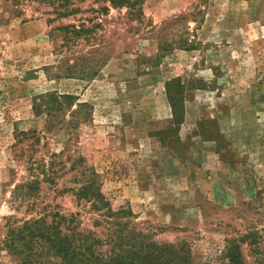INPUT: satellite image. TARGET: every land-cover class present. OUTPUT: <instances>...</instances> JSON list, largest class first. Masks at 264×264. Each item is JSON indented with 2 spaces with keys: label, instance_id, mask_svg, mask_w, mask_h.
<instances>
[{
  "label": "rangeland",
  "instance_id": "rangeland-1",
  "mask_svg": "<svg viewBox=\"0 0 264 264\" xmlns=\"http://www.w3.org/2000/svg\"><path fill=\"white\" fill-rule=\"evenodd\" d=\"M75 6L0 0V264H37L2 247L8 224L77 214L103 236L74 195L88 170L152 240L224 264L235 239L264 264V0ZM30 162L39 189L22 200Z\"/></svg>",
  "mask_w": 264,
  "mask_h": 264
},
{
  "label": "trees",
  "instance_id": "trees-1",
  "mask_svg": "<svg viewBox=\"0 0 264 264\" xmlns=\"http://www.w3.org/2000/svg\"><path fill=\"white\" fill-rule=\"evenodd\" d=\"M20 1L14 0L16 3ZM32 1L52 6L51 11L55 16L66 17L79 11L75 5L84 0ZM137 1L105 0L111 6L124 5L129 8H133ZM167 97L172 102L169 94ZM51 98L56 99L52 93L43 94L38 103L34 102V113L38 115L51 110ZM21 134L26 136L25 131H19L16 136ZM30 163L31 180L15 187L17 196L22 200L39 189V181L34 173L36 168L32 167L33 162ZM87 175L84 184L74 195L78 201L84 200L89 208L99 211L98 216L104 217L106 231L103 236L88 228H78L77 214L54 212L50 220L43 215L26 220L21 225L8 224L1 240L2 247L9 253L22 256V259L32 258L37 264H199L187 240L172 243L152 240L144 229L131 221V212L110 207L100 191L94 170H88ZM125 217L127 219L122 220ZM237 241L226 240L227 244L220 251L224 264H244Z\"/></svg>",
  "mask_w": 264,
  "mask_h": 264
}]
</instances>
